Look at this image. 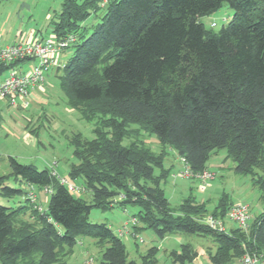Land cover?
<instances>
[{"label": "trees", "instance_id": "obj_1", "mask_svg": "<svg viewBox=\"0 0 264 264\" xmlns=\"http://www.w3.org/2000/svg\"><path fill=\"white\" fill-rule=\"evenodd\" d=\"M225 2L234 14L215 32L201 18ZM98 12L101 20L89 30L85 21ZM51 23L58 38L76 37L68 47L72 55L58 67L61 87L71 108L98 121L96 136L75 133L70 140L77 162L69 177L83 179L77 193L54 170L9 156V174L0 173V198L7 201L0 202V264H66L82 235L105 245L101 264H157L158 248L130 260L108 224L89 220L92 208L116 205L138 206L133 217L161 238L211 235L213 264H234L246 252L264 255V180H258L264 179V0H62ZM16 64L0 65V71ZM131 124L155 133L194 171L207 169L212 153L225 148L235 172L251 175L260 188L263 211L247 231L237 226L227 232L203 221L209 214L226 217L232 206L227 195L211 212L192 196L172 207L160 185L164 172L155 173L163 170L166 150L137 140L123 145ZM11 178L46 189L48 207L9 185ZM133 228L134 235L140 227ZM197 255L189 244L173 252L180 264Z\"/></svg>", "mask_w": 264, "mask_h": 264}, {"label": "rangeland", "instance_id": "obj_2", "mask_svg": "<svg viewBox=\"0 0 264 264\" xmlns=\"http://www.w3.org/2000/svg\"><path fill=\"white\" fill-rule=\"evenodd\" d=\"M61 6L62 0H0L1 43H13L17 38L29 37L31 31L52 33L51 19L60 11ZM233 14L234 10L225 2L220 9L203 16L201 21L207 28L219 32ZM101 15L102 12H98L97 16L92 14L85 21L89 30L101 20ZM212 23L215 25L212 26ZM71 55L72 49L67 48L62 60L67 61ZM61 74V70L58 74L49 72L43 84L45 92L42 93L41 100L35 98L27 106L14 107L7 104V101L0 100V173L9 174L8 158L12 155L22 163L34 164L39 169L48 167L82 189L81 177L74 181L69 177L70 165L77 162L70 140L75 133H81L88 139L94 138L96 136L94 129L98 121L84 119L79 110L67 104V97L61 87ZM83 107L84 104H81V108ZM26 125H28L27 131L31 133L30 138L24 137ZM126 133L122 141L123 145L137 140L143 141L154 151L166 150L163 170L157 168L155 173L162 175L164 172L160 185L172 207H178L184 199L192 196L198 201H205L208 211L211 212L215 210L220 198L227 195L232 204L241 202L248 204L252 218L263 211L260 188L253 184L251 175L235 172V162L228 157L225 148L212 153L208 160L207 170L215 172L216 177L203 189L197 179L179 174L184 169V165L179 162V155L171 146H163L155 133L137 124L129 125ZM258 180L264 179L258 178ZM8 183L13 187L24 188L26 193L30 191L25 182L21 183L11 178ZM81 195L87 201H91L89 191L84 190ZM0 202L7 203L2 198ZM43 207L46 209L47 204H43ZM138 211L139 207L135 205H129L126 209L116 205L108 210L94 207L90 212L89 220L108 224L124 241L130 260L140 261L141 256L150 248L156 247L158 248L157 264H180L174 259L173 252L181 253L182 245L189 244L197 252L205 251V253H201L192 262L186 264H213L209 253L215 250L216 244L211 235L178 232L161 238L152 229L145 228L144 222L137 219V226L140 229L137 233L138 237H135L131 220ZM224 224L227 232L238 226L228 218L225 219ZM104 249L105 245L99 244L98 239L82 235L67 259L68 264H87L88 261V264H101Z\"/></svg>", "mask_w": 264, "mask_h": 264}, {"label": "built area", "instance_id": "obj_3", "mask_svg": "<svg viewBox=\"0 0 264 264\" xmlns=\"http://www.w3.org/2000/svg\"><path fill=\"white\" fill-rule=\"evenodd\" d=\"M214 25L215 23H212V26ZM75 40V36L58 38L55 33L47 36L30 33L29 37L17 38L11 44H2L0 41V65H10L17 62L15 66L6 71H0V100H5L14 107L27 106L31 101L32 91L38 85H43L46 82L47 74L54 66H61L57 61V56ZM180 160L184 169L179 174L183 177L197 179L201 182L203 189L211 180L215 179V172L207 169L194 171L186 159L180 158ZM62 181L67 183L71 191L79 192V188L73 183L65 179ZM226 218L247 231L252 219L249 205L243 202L232 204L224 219L209 214L203 221L214 229L227 231L224 224ZM131 221L133 225L138 223L135 217ZM134 236L138 237V234L134 233ZM238 264H264V255L246 252L239 259Z\"/></svg>", "mask_w": 264, "mask_h": 264}, {"label": "crops", "instance_id": "obj_4", "mask_svg": "<svg viewBox=\"0 0 264 264\" xmlns=\"http://www.w3.org/2000/svg\"><path fill=\"white\" fill-rule=\"evenodd\" d=\"M30 33H33V31H31ZM35 33H41V32H39V31H37V32H34V34ZM42 35H46V34H48L49 35V33H46V34H43V32L41 33ZM51 34V33H50ZM7 44H11V43H7ZM65 53H66V50L65 51H62L58 56H57V61H58V63H60V65H63L66 61H63L62 60V57L65 55ZM58 67L59 66H54L52 69H51V73H56V74H58L59 72H58ZM45 89H44V87H43V85H38L33 91H32V94H31V101L33 100V99H38V100H41V96H42V93L43 92H45L44 91ZM40 92H41V94H40ZM7 104H9L8 102H7ZM31 121L32 120H30L29 122L31 123ZM28 125H26V126H24L25 127V133H24V137L25 138H30L31 137V133L29 132V131H27V127ZM33 131H35L34 129H33ZM12 156V155H11ZM179 162L180 163H182L181 162V160H180V156H179ZM235 168V167H234ZM29 186V188H30V193L28 192L27 193V196H32V198L36 201V202H38L39 203V205H40V207L41 208H43V209H45L44 207H43V204H47V207H48V200H49V197H48V193H47V191H46V189H42V188H39L38 189V187H36V186H31V185H28ZM29 215H30V213H29V211L26 213V215H25V217H28L29 218ZM215 249H216V247H215ZM73 253V252H72ZM71 253V254H72ZM201 253H205V251H201V252H198V255H200ZM70 254V255H71ZM197 255V256H198ZM69 257V256H68ZM68 259V258H67ZM238 261L239 260H237L234 264H238ZM66 264H68V261L66 262Z\"/></svg>", "mask_w": 264, "mask_h": 264}]
</instances>
